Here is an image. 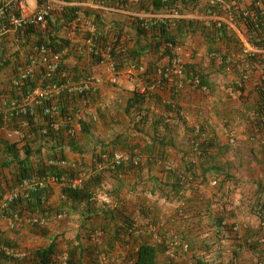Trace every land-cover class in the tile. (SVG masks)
<instances>
[{
  "label": "crops",
  "instance_id": "0c3cea01",
  "mask_svg": "<svg viewBox=\"0 0 264 264\" xmlns=\"http://www.w3.org/2000/svg\"><path fill=\"white\" fill-rule=\"evenodd\" d=\"M252 1L239 2L245 7ZM88 12L101 16L104 25L100 31L105 35L110 34L111 38L117 29L124 27L129 30L124 37L126 42L130 46L135 43L134 33L128 28V19L133 17L129 11L101 6L96 0H67L56 6L45 31L26 36L10 31L3 35L0 58L8 64L0 73V89L12 83L19 70L29 64L38 42L46 41L49 35L58 36L67 43L58 79L65 76L63 80L77 81L93 75L96 81L90 96L78 102L79 110L74 116L76 134L64 132L61 147L52 140L41 143L61 149L68 160L89 169L95 166V159L102 151L133 149L142 156V164L140 167L126 164L118 171L102 165L100 168L105 172L95 187L97 199L89 205L81 201L65 207L67 202L60 198L63 186L49 185L44 206L52 209V223L46 229L28 232L21 228L19 232H6L7 235L13 240L11 236H15L20 249L27 252L47 246L53 240L61 254L78 247L85 252L82 264H98L102 255L95 258L96 251L109 246L110 261L125 264L141 243H158L175 233L201 257H206L209 264L264 262L262 250L258 248L264 243V219L261 223L262 216L256 213L259 198L264 196V146H260L257 138L264 134H257L252 120L259 97V82L252 76L259 77L261 60L249 64L251 78L241 83L238 64L251 46L247 30L231 22L229 16L202 11L186 12L173 20L176 23L170 30L179 41L182 62L198 66L210 82L202 88L186 84L173 93L170 86L152 90L140 79L139 71L129 66L117 73L116 83H111L109 55L103 47L98 49L102 53L101 62L95 63L96 59L90 56L86 33L96 30V24L85 16ZM75 14L80 17L77 22L71 19ZM221 24L227 30L226 37L213 31ZM256 50V53L264 52V49ZM148 59L153 60L155 56L146 58L145 64ZM167 61V58L161 59L162 64ZM36 74L41 81L43 73L39 66ZM135 92L146 93L141 108L143 117L138 116V110L127 109ZM80 121L87 124L86 134L81 133ZM44 126V119L38 116L34 128ZM3 140L19 142L18 147L25 143H21L19 136L9 138L8 131L0 128V142ZM195 140L203 147L200 156L194 150ZM20 154L24 157L21 151ZM187 162L196 166L195 177L188 176L181 200L169 199L162 189L172 180L166 165L172 164V170L178 173L185 170ZM218 174L221 177L228 174L229 180L220 178L218 186L212 185ZM227 189L230 192L225 207L232 215V222H236V231L218 234L214 214L219 207L222 210L220 205L226 199ZM61 212L65 216L58 218ZM7 222L3 219L4 226ZM130 222L134 232L114 240L116 232L126 231ZM41 241L47 243L43 245ZM170 257L163 253L158 258L161 264H196L189 253Z\"/></svg>",
  "mask_w": 264,
  "mask_h": 264
},
{
  "label": "trees",
  "instance_id": "16d2710c",
  "mask_svg": "<svg viewBox=\"0 0 264 264\" xmlns=\"http://www.w3.org/2000/svg\"><path fill=\"white\" fill-rule=\"evenodd\" d=\"M184 3V9L181 11L182 13L191 12L189 10V3H192L191 0H143L141 4H139V9L145 10L147 12L152 13H163L166 12L167 9H172L179 2ZM237 5L233 6L229 13H222L218 10L216 5H200L198 2L195 3V7L199 6L198 11H202L204 13H208L211 10L212 14H224L226 16H231L234 22L247 30L248 42L251 46L258 47L259 49H264V3L260 8L255 5L252 1L251 5L243 6L239 1L236 0ZM196 2V1H195ZM211 8V9H209ZM254 12L258 15L257 19L253 20L251 17V13ZM79 15H73V18L78 17ZM86 17L92 19V23L96 24V30L93 32H87L86 38H92L93 43L90 44V56L95 60V63L101 62L103 60L101 50L98 51L101 47H103L104 52H108L110 58L112 59L115 69L117 72L121 71L126 67H132L135 70L139 71L138 76L140 79L147 85H156L157 88H161L163 86H170L172 92L175 93L179 88V82L181 81V85L184 86L188 83V79L194 78L196 76L199 77L200 81L197 87L208 86L210 82L207 80V77L199 70V67L194 64L185 65L184 73L181 76H169L166 73V69L171 66L172 61L180 57L178 52L176 53L173 47H170L168 44L173 43L175 46L179 43L178 40L175 39V36L171 33L170 26L175 24L176 21H158L156 23L144 25L143 20L140 17H132L128 19L130 24L128 25L129 29L133 31L135 36V43L130 46L126 40L125 35L129 34V30H126L124 27H120L115 31V33L110 38V34L105 35L102 31L103 29V20L101 16L96 12H88L85 14ZM222 24L219 27L213 29L214 33L218 36H228L227 30ZM126 27V26H125ZM99 32H98V31ZM32 32L27 31V35H30ZM38 43H46L52 50L58 51L64 48L67 43L60 39L58 36L49 35L48 39L44 42ZM107 48H109L107 50ZM102 51V52H103ZM97 52V53H96ZM99 52V53H98ZM100 54V56H96ZM263 55V57H261ZM155 56L153 60H147V64L144 63L145 59L148 57ZM259 57V58H258ZM167 58V62L162 64L161 59ZM261 59L264 60V52L261 53H246L244 58L241 59L240 65H244L246 70H249V64L253 62H259ZM262 61V60H261ZM260 63V62H259ZM8 61L0 58V73L7 66ZM144 67L143 70L140 68ZM62 71V67L60 65L59 73ZM37 76V75H36ZM39 78L33 77L32 79L25 80L23 84L17 86L14 82L10 83L5 89H0V102L5 100L9 101L13 98H20L23 94L31 91L39 82ZM257 90L259 92V97L254 105L252 114V120L254 122V128H256L257 134H264V80L257 85ZM176 90V91H175ZM91 92L86 93L83 96H74V95H63L58 101V107L60 111V117L67 119H71V125L61 126L59 129H54L51 127L48 119L43 115L42 109H37V115L31 117H17L12 119L11 128H19L22 121H27L28 125L22 129H24L26 135L21 138V143L25 142L18 147L19 142H11L9 140H3L0 142L1 149L0 153L3 156L0 157V181L3 179V192H6L8 188L16 186L23 178H27L33 175L39 176H54L60 181L69 182V180L74 179L82 169L87 173L91 174L88 180L85 182L83 188L81 189H71L68 187H63V191L66 194L67 205L65 207L74 206L72 203L75 202H87L88 205L94 201L91 198L95 194V187L100 184L102 180V173L105 172L100 168L103 165V168H109L112 170H121L124 165L132 164L136 167L141 166V162L139 164H134L132 162L122 163L119 165H114L110 159L103 158L104 154H108L111 156L114 151L107 152L102 151L97 155L95 161V166L92 168L83 167L77 164L75 161L73 167L70 166H61L55 162V160H68L63 154H61V149L53 148L48 146L46 143H41L43 140H52L57 145L61 147L63 143V134L67 133V129L69 130L70 126L75 125L74 116L76 112L79 110V101L81 99H87L90 96ZM146 93L144 92H135L132 99H130L127 103V109L133 108L135 110L140 111L142 106L145 104ZM71 102V103H70ZM41 117L44 119L46 126L36 129L34 128L35 119L37 117ZM5 118L0 113V128H4ZM81 133L86 134L88 132L87 124L83 121L81 122ZM80 133V134H81ZM70 135V134H69ZM199 139V138H196ZM200 141V139H199ZM198 140L194 141L195 143ZM257 142L260 146H264V135H259L257 138ZM199 146V156L202 154V145L201 142H198ZM51 147V148H50ZM2 150V152H1ZM24 154V157H21L20 151ZM122 151V150H121ZM124 151V150H123ZM126 151V150H125ZM127 152L132 154H140L139 152L131 149ZM61 154V155H60ZM101 164V165H100ZM3 170V178L2 176ZM168 175L171 176V182L168 183L165 188L164 194L169 199L172 198H181L183 195V190L187 188V178L190 176L194 179L196 166L187 162L185 166V170L182 172H175L174 170H167ZM221 181L225 182L229 180V175L225 174L223 177L218 174L214 179L217 181V186ZM234 181V180H233ZM236 182V181H234ZM6 190V191H5ZM226 199H223L222 210L219 207L218 210L215 211L214 219H215V230L216 233L220 234L224 231H231L236 227V222H232V215L229 213V210L226 209L225 204L227 198L229 197L230 190H225ZM263 194V193H262ZM48 195V190L45 189L43 191H39L33 193L30 198L24 199L20 198L15 201L13 204L16 211H25L29 209V214L36 215L39 217H51L52 209L49 210L46 204V196ZM264 195V194H263ZM187 199L183 200V204L181 206L182 212H184L183 208L186 205ZM258 215L261 217L260 221L263 222L264 219V196H260L258 206L256 207ZM181 212V213H182ZM187 214V210H185ZM8 222H14L13 225L16 226L14 230L19 231L20 224L16 222L10 213L5 215ZM13 225H11L13 227ZM22 227H25L24 224H21ZM39 225V224H32ZM132 222H130L126 226V231H117L114 235V240L123 239L126 234L130 235V228ZM30 226V225H29ZM12 230V229H11ZM235 230V229H234ZM8 229L0 228V264H58L60 261L61 253L58 252L57 243L55 240L50 242L47 246H41L36 248L35 250H31L27 252L26 250L20 249L19 244L14 241L10 236L7 235ZM236 231V230H235ZM7 232V233H6ZM178 236L179 243L176 246L174 252L177 255L181 254H190V256L194 259L196 264H209L207 258H203L200 256V253H196L195 250L190 247V244L187 241L182 240L179 234H174ZM173 235V236H174ZM172 236V237H173ZM162 238V240L158 243H149L143 242L140 244L137 251L130 257V259L125 264H161L159 261V254L167 253L168 244L166 241L171 239ZM185 242L189 244V252H181L180 245ZM214 245V244H213ZM253 245V244H252ZM251 246V245H250ZM252 247H257L253 245ZM258 248L262 250V259L264 258V243ZM6 249H10L13 251V254L7 253ZM180 249V252L177 250ZM211 250L207 251L210 252ZM23 253V255L17 256V253ZM84 251H81L80 248L74 247L68 251V262L67 264H82L83 263V255ZM95 258H99L100 255H104L109 261L111 258L110 246L108 249L98 250L96 251ZM99 255V256H98ZM170 257V255H169ZM172 257V256H171ZM170 257V258H171ZM99 264V263H98ZM219 264V263H217ZM257 264H264L263 260H260Z\"/></svg>",
  "mask_w": 264,
  "mask_h": 264
},
{
  "label": "built area",
  "instance_id": "2783aa9c",
  "mask_svg": "<svg viewBox=\"0 0 264 264\" xmlns=\"http://www.w3.org/2000/svg\"><path fill=\"white\" fill-rule=\"evenodd\" d=\"M67 0H35L31 5L28 0H0V40L3 39V35L12 31L16 34L25 35L27 31H45L47 29L49 18L52 16L55 8L60 3H63ZM95 1V0H94ZM97 4L101 6H108L114 10H124L129 11V15L133 17H140L143 20L144 25L156 23L158 21H173L180 19L184 13L181 11L184 9V3L181 1L177 3L172 9H167L163 13H149L147 11L139 9V4L143 0H96ZM196 1V2H195ZM192 3H189V10L195 12L199 10V6L195 7V3L200 5H216L219 11L229 13L230 9L237 5L236 0H230L226 2L224 0H191ZM256 6L262 7L263 0H253ZM211 9V8H209ZM209 12H212L209 10ZM146 13V14H145ZM253 20L257 19L258 15L254 12H250ZM230 21L234 22L233 18L229 16ZM80 17H76L75 21H79ZM88 42L92 45V38H88ZM170 47H173L174 51L177 53L179 51V44L175 46L173 43L168 44ZM109 48H107L108 50ZM256 49H259L255 46H250V49L247 53L255 54ZM92 49L90 48V51ZM261 50V49H260ZM2 49L0 48V54ZM66 52L65 48L61 50L54 51L46 43H38L34 46L33 54L29 57V64L20 69L17 73L14 84L20 86L25 82V80L32 79L36 77V67H40L43 73L41 81L28 93L23 94L20 98H13L9 101L5 100L0 102V113L5 118L4 128L8 131V137L12 138L14 136L23 137L26 135L24 127L28 125L27 121H22L19 128H11V120L17 117H31L37 115V109L41 108L43 115L48 119L51 127L54 129H59L61 126H65L72 123V119L60 118V111L58 107V101L63 95H74V96H83L86 93L94 91L95 87V77L83 76L77 81H72L69 78L58 79L59 68L63 60V56ZM109 55L108 52H106ZM1 56V55H0ZM108 64L111 70V77L109 81L111 83H116L118 80V72L115 69V65L108 56ZM240 75L241 83L248 79L249 73L244 67L240 65ZM185 64L182 62L180 57L175 58L172 61L170 67L166 69V73L169 76H181L184 73ZM263 67V65H262ZM141 70L144 67L140 68ZM61 76V75H60ZM262 80H264V71H262ZM200 79L198 76L188 79V83L197 86ZM181 87V81L179 82ZM152 90L156 89V85L150 86ZM143 111H138V116L143 117ZM80 129V128H78ZM77 128L72 124L69 130L67 129L68 134L73 135L76 133ZM199 143L196 142L194 145V150L199 153L198 149ZM103 158L110 159L114 165H119L122 163L132 162L134 164H139L142 162L143 158L140 154H132L127 151L115 150L111 156L104 154ZM61 166H70L73 167L74 163L71 160H55V162ZM101 165V164H100ZM168 170H172L174 166L172 164L166 165ZM90 177V174L86 171L80 170V173L74 178L69 180V182H63L58 180L54 176H39L33 175L27 178H23L16 186L12 187L6 192L0 194V216L3 214L10 213L13 219L16 222L20 223H29V224H39L47 225L51 218L49 217H39V216H24L21 215L19 211L13 209L14 203L20 198L28 199L33 193L43 191L49 187V185L54 183H59L63 187H68L71 189H81L83 188L85 182ZM212 185H217V181L214 179L211 182ZM60 198L62 200H67L66 194L61 193ZM97 198L95 193L92 200ZM5 216V215H3ZM58 218H63L65 213H58ZM13 225V224H12ZM134 228L130 229V232H134ZM169 248L167 253L176 258L178 255L174 252L177 244L179 243L178 236L174 235L171 239L166 241ZM182 252H189V244L183 242L181 245ZM7 253L13 254V251L6 249ZM17 256L23 255L20 252L16 254ZM68 262V252L64 251L61 254L60 261L58 264H67ZM99 264H115L114 261H109L104 255L99 260Z\"/></svg>",
  "mask_w": 264,
  "mask_h": 264
},
{
  "label": "rangeland",
  "instance_id": "374dc122",
  "mask_svg": "<svg viewBox=\"0 0 264 264\" xmlns=\"http://www.w3.org/2000/svg\"><path fill=\"white\" fill-rule=\"evenodd\" d=\"M28 2L32 5L34 2H35V0H28ZM262 61H261V63H260V66H261V71H260V73H259V77H254V76H252L253 78H255L254 80H256L257 82H262V71H264V60L263 59H261ZM262 65H263V67H262ZM249 78H251L250 77V75H249V77H248V79ZM247 79V80H248ZM258 83V84H259ZM76 134V133H75ZM2 173H3V170H2ZM91 175V174H90ZM2 185H3V183H2ZM2 185H0V194H2L3 193V186ZM14 187V186H13ZM12 188V187H11ZM11 188H8V189H6L7 191L9 190V189H11ZM5 190V191H6ZM97 199V198H96ZM61 200V199H60ZM29 209L28 210H26V212L25 211H21L20 212V214L21 215H24V216H26V217H28V216H33V215H31V214H29ZM3 215H6V214H3ZM3 215H1L0 216V228L1 229H4V227L5 228H7L9 231H11V229H12V231H18V230H14L15 228H16V226L15 225H13V227L11 226L14 222L12 221V222H7L6 224H5V226H4V224H3V219H5V218H7L6 216H3ZM34 216H36V215H34ZM52 220H50L49 221V223L47 224V225H32V224H29V223H21V224H24L25 225V227H22V225L20 224V222H19V224H20V227H19V229H21V228H25L28 232H32V231H38V230H42V229H46L49 225H50V223H52L51 222ZM15 224V223H14ZM30 225V226H29ZM29 228V229H28ZM8 231V232H9ZM19 232V231H18ZM11 237H14V241H17V238L15 237V236H11ZM21 237V236H20ZM24 238H22L20 241H22ZM42 242V244L44 245V244H46L47 242L46 241H41ZM22 243V242H21ZM28 247H29V245H27ZM26 246V247H27ZM22 247V246H21ZM26 247H22V248H26ZM31 247H33V246H31Z\"/></svg>",
  "mask_w": 264,
  "mask_h": 264
}]
</instances>
